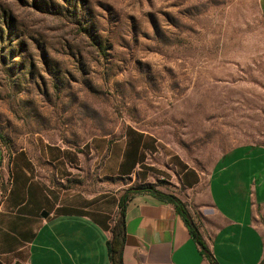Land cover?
Here are the masks:
<instances>
[{
	"label": "rangeland",
	"instance_id": "1",
	"mask_svg": "<svg viewBox=\"0 0 264 264\" xmlns=\"http://www.w3.org/2000/svg\"><path fill=\"white\" fill-rule=\"evenodd\" d=\"M129 127L156 141L148 160L166 172L158 182L204 226L218 160L264 146L259 0H0L5 152H36L46 139L90 155ZM184 169L201 180L186 186ZM76 174L71 184L84 188L130 181Z\"/></svg>",
	"mask_w": 264,
	"mask_h": 264
},
{
	"label": "crops",
	"instance_id": "2",
	"mask_svg": "<svg viewBox=\"0 0 264 264\" xmlns=\"http://www.w3.org/2000/svg\"><path fill=\"white\" fill-rule=\"evenodd\" d=\"M259 6L264 16V0ZM106 139L96 140L98 153L90 155L46 139L38 140L36 152L7 153L0 144L1 264H113L109 242L128 187L152 184L172 194L158 182L166 172L148 160L156 141L133 127L110 147ZM262 151L264 146L234 147L208 175L214 215L196 228L218 264H264ZM91 171L103 180L127 178L129 186L71 184L76 173ZM183 171L186 186L201 180L197 170ZM125 221L122 264H213L167 199L131 195Z\"/></svg>",
	"mask_w": 264,
	"mask_h": 264
},
{
	"label": "trees",
	"instance_id": "3",
	"mask_svg": "<svg viewBox=\"0 0 264 264\" xmlns=\"http://www.w3.org/2000/svg\"><path fill=\"white\" fill-rule=\"evenodd\" d=\"M143 192L153 193L163 199H167L171 201L172 203L176 205L179 212L185 217V213L187 212V210L185 208L184 203L179 198L174 196L173 194L163 193L160 190H157L156 187L152 184H143V185L129 187L124 192V195L122 197V200L120 203V214L114 222L113 229H112L113 237L111 241L109 242V253H110V257H111L113 264H122L121 251H122V247L124 245L125 236H126L125 208H126L127 200L129 199L131 195L136 194V193H143ZM177 200H179L178 203H177ZM186 221L189 223L187 219ZM191 228H192V232L194 233V235L197 236V232H198L197 228L196 227L195 229L193 227ZM198 241L200 245L202 246V249L205 252H207L209 256H211V254L209 253L207 249V246L202 241V238L200 235L198 236ZM211 260L213 264H218L217 260L213 256H211Z\"/></svg>",
	"mask_w": 264,
	"mask_h": 264
},
{
	"label": "water",
	"instance_id": "4",
	"mask_svg": "<svg viewBox=\"0 0 264 264\" xmlns=\"http://www.w3.org/2000/svg\"><path fill=\"white\" fill-rule=\"evenodd\" d=\"M178 202H179V200H177V203ZM185 218L189 221L190 225L195 229L194 221L188 212L185 213ZM198 236H199V232H197V237Z\"/></svg>",
	"mask_w": 264,
	"mask_h": 264
},
{
	"label": "flooded vegetation",
	"instance_id": "5",
	"mask_svg": "<svg viewBox=\"0 0 264 264\" xmlns=\"http://www.w3.org/2000/svg\"><path fill=\"white\" fill-rule=\"evenodd\" d=\"M196 227V226H195Z\"/></svg>",
	"mask_w": 264,
	"mask_h": 264
}]
</instances>
